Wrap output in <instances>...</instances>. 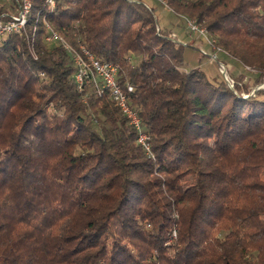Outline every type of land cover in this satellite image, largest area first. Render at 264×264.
Wrapping results in <instances>:
<instances>
[{
  "label": "trees",
  "instance_id": "16d2710c",
  "mask_svg": "<svg viewBox=\"0 0 264 264\" xmlns=\"http://www.w3.org/2000/svg\"><path fill=\"white\" fill-rule=\"evenodd\" d=\"M166 4L264 77V0ZM47 24L117 66L154 159ZM183 48L144 0H33L0 37V264H264V88L186 69Z\"/></svg>",
  "mask_w": 264,
  "mask_h": 264
},
{
  "label": "built area",
  "instance_id": "2783aa9c",
  "mask_svg": "<svg viewBox=\"0 0 264 264\" xmlns=\"http://www.w3.org/2000/svg\"><path fill=\"white\" fill-rule=\"evenodd\" d=\"M56 0H45L49 8H53ZM14 12L6 18L0 17V37L7 34L21 35L25 32L29 13L32 8L33 0H14ZM165 3V0H162ZM188 30L200 37L205 38L208 42L210 39L207 35V30L194 19L184 17ZM48 33L45 40L49 42H60L71 54L72 60L76 67L74 79L78 89L86 86H95L98 93L105 89L108 90L110 97L118 104L122 112L127 116L129 122L137 130V139L144 144L149 150L147 142V134L141 129V120L135 109L129 104L128 93L133 90L129 84L123 88L117 82V66L108 61L98 60L83 44H78V48L68 44L62 36L53 30L48 24L46 25ZM215 58L216 55L213 54ZM224 78L229 86H232L233 80L228 79L226 71H222Z\"/></svg>",
  "mask_w": 264,
  "mask_h": 264
},
{
  "label": "rangeland",
  "instance_id": "374dc122",
  "mask_svg": "<svg viewBox=\"0 0 264 264\" xmlns=\"http://www.w3.org/2000/svg\"><path fill=\"white\" fill-rule=\"evenodd\" d=\"M144 2L146 3L147 6L153 8L157 25L167 30L171 37H173L174 39H176L177 41H179L184 45L183 58L186 69L189 68L202 69L210 79L216 76L220 77L221 74L224 80L225 78L222 71L223 72L226 71V76L228 79L234 80L235 76H241L243 80L247 81L248 82L247 84L250 85L252 88L253 87L254 89L264 88V77L261 78L257 83H255L254 72L256 70L249 66L241 65L240 63H238V61L226 55L219 47L216 46L215 36L210 34L208 31H207V35L210 39V42H208L203 37L191 33L186 26V22L184 19V17L186 16L173 12L167 6L166 0L165 3H162V0H144ZM0 3L4 4L5 7H8L11 4L10 0H0ZM200 25L201 27L206 29L205 25L203 24ZM46 42L48 44L55 43L49 41ZM74 47L78 48V45ZM213 54L216 55L215 58L213 57ZM40 76H43V73H40ZM87 87L89 86H86L81 90L79 89V91L85 92L84 95H86L88 91ZM129 124L131 123L129 122ZM133 128L136 130L134 126ZM141 129L144 133L147 134V142H148L149 150L145 148L144 144L138 141L137 130H136V142L137 144L140 145L144 154L148 158L150 157L154 159V153L151 148V136L148 132L143 130L142 124H141ZM262 177L264 179V173L262 174Z\"/></svg>",
  "mask_w": 264,
  "mask_h": 264
}]
</instances>
